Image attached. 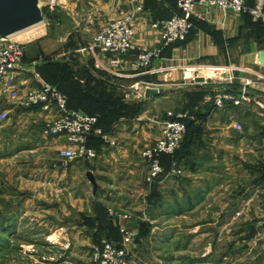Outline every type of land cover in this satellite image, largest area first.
Returning a JSON list of instances; mask_svg holds the SVG:
<instances>
[{"label": "crops", "instance_id": "crops-1", "mask_svg": "<svg viewBox=\"0 0 264 264\" xmlns=\"http://www.w3.org/2000/svg\"><path fill=\"white\" fill-rule=\"evenodd\" d=\"M246 1L251 3L253 0ZM137 6H141L142 11L136 21L134 42L138 46H157L159 31L152 28L151 23L177 11L175 0H62L56 10L60 23L67 24L66 42L57 54L75 57L87 74L82 86L85 90L82 88L77 97H69L77 106L75 109L85 112L80 108L83 102L96 107L115 105L114 94L109 93V85L101 80L102 76L115 80L111 82L114 85L110 84L113 91L118 86L134 91L132 97L125 94L121 98L124 103L136 101L141 105L140 111L133 115L111 112L110 107L103 111L99 127L116 139V146L103 148L101 140L92 137L89 144L97 152L95 159L77 160L66 170L55 169L52 163L57 160L64 138H44L40 133L41 123L53 117V113L36 108L19 109L0 92V112H7L6 118L0 119V157L12 158L16 171H41L43 198L48 200L49 208L57 201L65 216L67 209L74 211L75 217L66 219L67 225H60L59 229L68 227L83 242H88L96 230L106 232L92 221L95 201L101 202L105 209L130 212L134 218L127 225L136 230L140 220L151 219L153 215L155 219L186 218L196 210L202 214L210 213L212 209L217 213L231 214L233 211L234 215L243 210L253 211L257 207L258 190L264 188L263 179L248 180V169L254 164L259 170L264 168V111L256 106L226 104L223 108L214 107L203 116L206 108L211 106L218 86L238 89L248 82L252 91L264 94V24L245 14L214 8L206 20L192 19L194 25L184 40L164 48L159 58L136 71L130 68L133 53L125 56L112 72L108 68L107 53L78 51L88 42L91 33L132 12ZM40 31L36 28L30 37ZM42 54H46L43 47L26 43L27 61H34ZM42 67L35 65L45 81ZM200 68L204 69V76L198 73ZM210 69L211 76L207 73ZM195 76H202L204 81L196 83ZM17 82L21 89L35 86L27 74H21ZM181 85L187 86L182 89ZM148 87H161L163 91L146 98L144 91ZM186 90H203L205 94L189 108L183 94ZM164 100L175 102L176 107H185L189 115L198 112L199 118H191L193 121L177 155L182 175H161L148 184L142 151L160 134L164 113L158 106ZM245 120L254 121L258 127L254 133L233 128L234 123L243 124ZM163 161L167 168V158ZM16 171L12 176L19 179L21 175ZM88 173L96 184L94 193ZM230 194L234 196L229 197ZM230 200L235 203L228 208ZM214 201L218 206H212ZM110 221L112 233H107L116 238L115 229L122 221ZM158 229L160 234L164 233V226ZM178 232L179 229H174V236Z\"/></svg>", "mask_w": 264, "mask_h": 264}, {"label": "rangeland", "instance_id": "rangeland-1", "mask_svg": "<svg viewBox=\"0 0 264 264\" xmlns=\"http://www.w3.org/2000/svg\"><path fill=\"white\" fill-rule=\"evenodd\" d=\"M253 2L254 0L251 3ZM66 27L67 24L60 23L58 18L51 21L46 17L45 22L38 27L41 30L38 34L27 39H12L25 44L33 42L37 47L45 49L46 54L34 58V61L52 60L46 66L41 63L42 76L45 81L61 89L70 100V96L77 97V93L78 95L81 93L87 74L81 65H78L75 57H63L57 54V50L66 42ZM114 71L116 70H112ZM209 72L208 70L207 73ZM101 80L109 85L108 91L114 94L115 105L96 107L83 102L81 109L97 116L103 115V111L108 107L111 108V112L126 115L140 111V103L136 101L130 104L124 103L121 99L125 94L132 97L134 95L132 89L117 84L115 86L118 88L113 91L110 84L115 82L114 79L102 76ZM186 86L181 85L182 89ZM191 92L194 91L186 90L183 94L188 98ZM260 94L264 96L263 93ZM249 106L253 105L246 107ZM158 108L164 113L162 127L170 111L174 114L184 113L193 118L185 111V107H176L175 102L164 100L159 103ZM180 109L183 111H175ZM233 128L249 134L254 133L258 127L255 126L254 121L245 120L243 124L234 123ZM185 137L186 132L182 144ZM182 144L175 153L176 160ZM164 158H168L167 168L163 163ZM12 160L7 155L0 157V264H91V247L105 234L102 235L103 233L96 230L88 242H83L78 238L79 235L72 233L68 227L59 229L60 225H67V220L75 217L74 211L67 209L65 216L64 210L58 208L57 201L52 203L54 207L49 208L48 200L43 198L41 171L27 169L16 171L17 168ZM161 161L165 170L169 169L171 157L163 155ZM176 163L181 168L179 161ZM253 166L251 170L248 169V180L252 182L257 179L264 180V161L261 170L257 169L255 164ZM55 169L59 170V168ZM15 171L20 173L19 179L12 176ZM263 192L264 188L258 190L257 207L253 211L243 210L234 215L233 211L231 214L217 213L212 209L210 213L202 214L200 210H196L186 218L155 219L156 216L153 215L151 219L146 217L145 221L140 220L138 229L134 230V236L128 244L125 264H264ZM31 194H35L34 198ZM233 196L234 194L229 195V197ZM234 203L233 200L228 201V208ZM212 206H218V203L214 201ZM133 218L134 216L131 220ZM162 226L164 233L160 234L158 228ZM174 229H179L176 236ZM48 235L54 243L46 240Z\"/></svg>", "mask_w": 264, "mask_h": 264}, {"label": "built area", "instance_id": "built-area-1", "mask_svg": "<svg viewBox=\"0 0 264 264\" xmlns=\"http://www.w3.org/2000/svg\"><path fill=\"white\" fill-rule=\"evenodd\" d=\"M44 21L53 15L62 0H41ZM178 14L151 23L152 28L159 31V44L154 47L138 46L134 42L136 21L141 6L120 16L93 33L87 44L78 49L80 52H103L109 55L108 68L116 70L121 60L134 54L130 68L134 71L148 67L154 59L161 56L162 50L169 45L184 40L193 27L192 19L206 20L212 9L247 14L253 20L264 22V0H175ZM42 23V24H43ZM26 44L17 42L12 37H0V92L19 109H39L52 112L53 117L45 119L40 127L44 138L63 136L64 143L58 150V157L52 166L66 170L77 160L91 161L96 158V150L89 144L92 137L101 140L103 148L117 145L116 139L98 126L99 116L90 115L68 106L67 96L56 86L44 81L35 69L37 62L25 58ZM21 74H27L35 82V86L21 89L17 82ZM226 104L233 106L253 105L264 111V96L252 91L248 82L233 90L216 87L213 95V106L223 108ZM7 116L0 112V119ZM184 118L187 114L168 112L159 136L142 151L147 166L145 181L150 184L161 175L177 177L181 168L176 163L175 153L179 150L186 132ZM171 157L169 169L165 170L161 157ZM264 193V192H263ZM264 208V194H263ZM106 214L111 220H120L119 241L100 239L91 247V264H125L127 248L134 236V230L127 225L132 214L107 208ZM46 240L54 243L48 235Z\"/></svg>", "mask_w": 264, "mask_h": 264}, {"label": "water", "instance_id": "water-1", "mask_svg": "<svg viewBox=\"0 0 264 264\" xmlns=\"http://www.w3.org/2000/svg\"><path fill=\"white\" fill-rule=\"evenodd\" d=\"M43 3L41 0H0V37H11L12 35L42 24L44 21L42 13ZM196 83H202V76H195ZM163 91L161 87H148L144 91L146 98L154 97ZM90 182L93 185V193L96 190V184L93 176L87 174ZM95 215L92 221L97 223L102 229H107L110 226V218L106 214L104 205L99 202H94ZM148 210L150 207L147 208Z\"/></svg>", "mask_w": 264, "mask_h": 264}, {"label": "trees", "instance_id": "trees-1", "mask_svg": "<svg viewBox=\"0 0 264 264\" xmlns=\"http://www.w3.org/2000/svg\"><path fill=\"white\" fill-rule=\"evenodd\" d=\"M175 3H176V1H175ZM56 12L57 11H55L54 12V14L53 15H50V16H48V18L51 20V21H55V20H57V15H56ZM179 13V9L177 8V11H175L174 13H172L169 17H171L172 15H174V14H178ZM168 17V18H169ZM165 19H167V18H165ZM161 20H163V19H161ZM193 22V21H192ZM257 22H260V21H257ZM263 24H264V22H262ZM194 25V24H193ZM51 62V60H48V59H43L42 61H40V62H38L37 64H40L41 65V63L42 64H48V63H50ZM61 90V89H60ZM233 90H236V89H233ZM63 92V91H62ZM204 94H205V92L203 91V90H198V91H195L194 90V92H191L189 95V97L187 98V102H188V104H187V106L190 108L193 104H196L197 102H199L200 100H202V98H203V96H204ZM214 95V94H213ZM67 100H68V98H67ZM71 103L72 102H70V100H68V106L70 107V108H73V109H75V108H77V106H72L71 105ZM73 104V103H72ZM214 108V106H213V102H211V106L209 105L208 106V108H206V110H205V112H204V114H203V116H205L208 112L207 111H210V110H212ZM190 112H191V110H190ZM85 113H87V114H90V115H92L91 113H89V112H86L85 111ZM191 114H193V113H191ZM191 116H193L194 117V120L196 119V117L197 118H199V116H198V112H195L193 115H191ZM103 117V115H99V119H98V126L100 125V122H101V118ZM183 121L186 123V130H188V128H189V126H190V124L192 123V119L191 118H184L183 119ZM105 131V130H104ZM187 132V131H186ZM176 157H177V155H176ZM168 159V158H167ZM168 162V161H167ZM165 165V164H164ZM100 229H101V227H100ZM101 230H106V232H101V233H103L102 235H104V237H102V238H105V239H107V240H109V241H113V242H115V241H118L119 240V232H118V228H116L115 229V233L117 234V237L116 238H113L110 234L112 233H110V231L112 230V227H111V223H110V226L107 228V229H101ZM110 233V234H108V233ZM101 238H98V240H100ZM97 240V241H98Z\"/></svg>", "mask_w": 264, "mask_h": 264}, {"label": "bare ground", "instance_id": "bare-ground-1", "mask_svg": "<svg viewBox=\"0 0 264 264\" xmlns=\"http://www.w3.org/2000/svg\"><path fill=\"white\" fill-rule=\"evenodd\" d=\"M41 25H42V24L35 25L34 27H30V28H28V29H25V30H23V31H20V32H18V33H16V34L12 35L11 37H12V38H16V39H27V38L30 37V35L34 34L36 28H38V27L41 26ZM203 70H204V69H202V68H200V69L198 70V73H199L200 75H202V76H204L203 73H202ZM211 70H212V69L209 70V71H210V72H209V76L213 75V72H212ZM213 70H214V69H213Z\"/></svg>", "mask_w": 264, "mask_h": 264}]
</instances>
